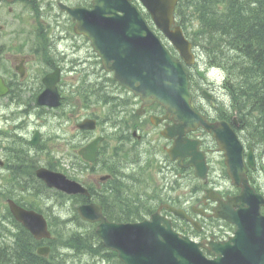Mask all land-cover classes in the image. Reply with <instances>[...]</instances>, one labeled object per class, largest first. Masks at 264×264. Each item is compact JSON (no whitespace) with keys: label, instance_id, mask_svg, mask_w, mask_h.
I'll use <instances>...</instances> for the list:
<instances>
[{"label":"water","instance_id":"1","mask_svg":"<svg viewBox=\"0 0 264 264\" xmlns=\"http://www.w3.org/2000/svg\"><path fill=\"white\" fill-rule=\"evenodd\" d=\"M141 1L157 26L189 63L192 57L191 44L186 41L179 27L175 32H170L178 0ZM94 9H75L70 13L74 20H78L76 32L90 40L94 51L102 58L104 68L114 73V78L120 85L139 96L144 106L159 103L167 111V118L175 117L179 122V139L188 129L195 130L200 126L209 132L214 131L220 150L225 152L228 173L234 184L243 189L241 196L216 210V217H222L238 226L235 239L214 246L220 260L218 264H264V218L260 217L258 211L261 197L252 193L248 186L243 172V150L229 125L209 124L192 109L189 83L182 65L172 60L135 7L125 0H94ZM49 91L48 86L47 92L42 95L43 100L48 99ZM5 93L4 91L3 94ZM50 95L57 98L55 92ZM164 134L167 137L175 136L172 133ZM197 151L195 143L182 139L169 153L173 159L175 156L183 159L186 156L194 158ZM192 164L196 166L197 175L205 174L199 165ZM44 174L41 173L42 178ZM71 184L65 189L67 192L80 191ZM80 214L91 222L102 220L98 235L106 247L119 253L125 264H155L158 260L156 264H185L181 254L172 252L168 247L172 246V229L165 220L153 217L151 222L128 227L110 225L106 220L100 219V213L93 206L80 209ZM167 237L168 240L161 241Z\"/></svg>","mask_w":264,"mask_h":264},{"label":"rangeland","instance_id":"2","mask_svg":"<svg viewBox=\"0 0 264 264\" xmlns=\"http://www.w3.org/2000/svg\"><path fill=\"white\" fill-rule=\"evenodd\" d=\"M16 21L17 23L15 25H12L10 28L5 27V37L0 40V46L14 41L28 42L30 43V46L31 44L34 46L42 45L45 49V51H43L45 52V54L41 56V62L30 63L27 69V74L23 81H21L18 76H13L12 73H10V63H2V61H0V76H2L5 83L8 81L10 83L17 82L21 84L17 89L15 88V84L13 83L15 91L11 95L9 93L5 97H0V163H3V166H1L0 164V176L11 178L6 179L2 182L0 180V196L2 195V192H5L8 187L9 189H12V187H10V184L11 180H13L14 177H17L18 175H31L34 166L38 164V161L30 160V168L26 169L25 166H23L22 164L20 165V163L24 162L25 160L23 157L24 150L27 149L28 146L25 141H31L36 131L40 132L42 139L46 136L54 134L60 136L62 139H65L68 134L69 136L67 137H71L73 131L76 132V124L83 121L86 118L85 116L88 115L90 117L97 118L101 124H105L106 119L108 120L109 124H106V127L101 126L102 130H100V133H102V131L105 129V133H107L109 137H111L112 141L120 138L123 134L130 132V130H128L126 125L123 123V119H128L123 115L124 113H122V118L120 112L115 114L111 111V108L114 106L111 95L106 94L110 98V100L108 102H105V100L96 93L99 88L102 89V93H105L104 84L113 87L112 78H110L111 75H109L108 73L102 72L100 70V66H97V64L94 63V52L91 48V45L85 39H79L74 34H72V27H70L68 30V27L64 28L63 35H66V40L62 43H58V51L53 53L48 49V40H44L42 42L35 40L39 37L38 27L32 24L31 19L26 14L18 13V20ZM52 39L55 40L54 37ZM50 49L52 51L55 50L54 45H52ZM65 54H71V59L63 61V56ZM203 55L204 54L202 52H198V71L205 74L206 71L203 60H205L206 62L207 57L205 58V56ZM73 60H75V64L78 63L79 60H83L85 61V65H83L87 67V69L91 70L92 68H94V70H91V72H88V74L83 73L82 86H80V84L75 85L76 77H74L73 82L71 80L72 77L70 79L66 78L63 81V85L60 88V93L64 97L61 107L50 108L51 111L38 108L36 105V99L39 98V95L45 89L44 85L42 84V80L49 72V70L47 69L48 64L46 61L52 63L55 66L58 65L59 67H64L73 65ZM5 65L6 67L3 68V66ZM208 74L211 75V73ZM77 76L81 77L79 73L77 74ZM207 77L209 78V76ZM217 83H220V77L217 78ZM114 90L117 92H122L123 95L125 93L122 89ZM81 100L84 101V105L87 109L84 112L80 113H78L81 110L80 107L75 108V111L72 110V107L81 102ZM204 102L205 104H207L206 101ZM204 102L202 101L200 106L203 109H207ZM118 104H120V101H118ZM16 107H19L20 111L24 110V113L15 114L14 109ZM208 110L212 112L213 115L211 116L215 115L213 110ZM30 113H34V115H30ZM69 115L72 116L71 120L69 122H65ZM15 120L16 123L14 124ZM127 123L131 126L133 125L132 121H128ZM18 124H23L20 130L13 131L17 134L18 138L2 135V133L6 132V129H9L12 126ZM131 133L132 132H130L129 134L131 135ZM147 134H150L151 136L148 137V145L145 148V152L147 154H150L151 148L154 145L153 140H157V138L155 137L156 133L152 130H149ZM207 139L211 141L209 138ZM2 144H4L5 147H9V150ZM66 144V142L62 143V148L57 150V152L55 153L61 159L66 158L64 156V147L66 146ZM115 144L116 142H112L111 148H113V145ZM105 146L107 148L109 147V140L106 141ZM215 149L216 147L214 145V150ZM33 150L34 148L31 149V151ZM118 152L119 153L111 149V164L116 169H123L126 167L131 168V166L128 165L127 162L122 161L121 155L124 159H127L134 153L132 151H129L128 148H120ZM162 155L164 154L160 153L159 156L166 158V156ZM215 156L216 159L214 162L222 163L223 159L221 155ZM149 157H154V154L144 155L143 162H146ZM40 164L44 166V164L47 165L48 163L41 161ZM10 165L11 167H13V171H9L8 167ZM145 167L146 163H143L137 168L139 169L138 172H135V169H131L128 171L131 175V178L135 180L133 184L129 183L128 185H126V189L130 193H132L130 197L137 196L141 203H143L149 197H153L154 195L159 198V200L154 203H160L163 201L166 202L167 199H185L186 201L192 203L200 199V193L197 192L198 189L195 185L196 180H194L192 176L187 174V172L177 170L175 174L165 173L158 175L156 167H153L152 170H145ZM222 167L223 165H219V171L221 172ZM179 174H181L182 177H179ZM254 175L260 180V182L264 181V174H260L258 171H256ZM89 178L87 179L90 181V184H93L94 180L92 175H89ZM97 179H99V176H97ZM136 179H139V181H136ZM219 179L222 181L221 176ZM260 185L262 186V184ZM15 190L17 192H23V190H19L18 188ZM35 190V193L37 194L35 195L33 202L30 200L31 205L33 207L37 206L44 211L46 210V212H50V210L47 208V206H52L50 200L48 199L49 191L43 189L41 186H36ZM108 190L109 186L100 184L98 190L96 192H92L93 196L90 195L87 198L85 196H69L64 193L57 192L50 198L52 202L56 203L57 207L52 209L53 211L57 210V212L50 213L52 215H60L62 218L63 216H65V219H71L74 217L73 215L77 211L78 207L90 203H101ZM238 193L239 191L237 189H233L229 192V194L231 195H236ZM3 205L4 204H2V198L0 197V245L4 248V240H6L8 243L7 250L10 252V254H14V250L16 248V237H14V235L16 234L13 235L12 233L16 231L13 230L12 222L8 219V211ZM146 205H149V203H146ZM158 205L159 204H151V208L154 209ZM55 222L57 226L60 227L59 233L62 236V241L66 240L67 238H69L70 240L68 247L66 249H63L59 246L60 244H58V241H55L57 238H60L59 234H55L54 240L52 241H54L53 244L55 246L56 253L64 255V259L66 261L68 260L69 264H94L97 259L90 258L87 254V237L85 232L83 231L86 226L76 224L74 227L64 226L63 228H61V225L63 226V223H61L59 220H55ZM201 223L205 226L200 234V237H202L203 239H210L211 237H214L215 239H222L233 232V227L225 222H223L219 227H214L209 222L201 221ZM1 225L12 229V233H8L6 230H4V228H1ZM80 228L83 229L80 230ZM186 228L189 231L194 232L191 226H186ZM52 232L54 234L53 230ZM22 238L28 241V236L26 234H22ZM23 245L25 247L24 255L27 258L30 248L25 244ZM12 257L13 256L11 255L10 258L3 260L2 262H0V264H12ZM38 264H43V262H39ZM98 264H108V262L101 260V263ZM112 264H118V262L114 261Z\"/></svg>","mask_w":264,"mask_h":264},{"label":"flooded vegetation","instance_id":"3","mask_svg":"<svg viewBox=\"0 0 264 264\" xmlns=\"http://www.w3.org/2000/svg\"><path fill=\"white\" fill-rule=\"evenodd\" d=\"M90 9L91 8V0H0V40L5 37V27L10 28L12 25L17 23L18 13L26 14L32 21V24L38 27L39 37L35 40L44 41L48 40V49L51 52L58 51V43L64 42L65 36L64 28L67 30L72 27V34L75 35V22L71 18L68 13V9ZM53 33V35H52ZM54 37L55 40L52 38ZM79 38V37H77ZM80 39V38H79ZM53 40V41H52ZM11 41V40H9ZM54 45L55 50H51V46ZM44 47L42 45L34 46L28 42H10L8 44H3L0 46V61L2 63H10L9 70L13 76H18L21 81L25 78L27 74V69L31 62H41V56L45 54ZM66 60L65 56H63V61ZM48 64L49 72L45 75L51 74L56 70L60 72V81L58 84V90L61 91L60 88L63 85V81L65 77L71 73H75L78 70L69 66L59 67L58 65H53L52 63L46 61ZM23 64V65H21ZM23 68L25 72L24 77H21L19 73V67ZM3 66V68H5ZM14 72V73H13ZM5 76V75H4ZM2 77V76H0ZM44 79V78H43ZM10 88V92H14V84L15 88L18 89L20 83L17 82H6ZM14 83V84H13ZM43 84V80H42ZM45 88V87H44ZM119 90V89H116ZM61 94V93H60ZM111 99L113 101L114 106L111 108V111L115 114L118 112L121 113L128 119H123V123L126 125L127 129L130 130L131 136L129 134H125L120 138V141L123 146H127L129 151H132L134 154L127 159H124L121 155V159L132 165L134 163H140L143 155L157 154L155 155V161L162 166V170L169 171L171 174H175L177 170H181V166L178 161L176 162H167L165 158L159 156L160 152H164L167 156V150L172 146L173 141L167 140L163 138L162 132L173 124V122L168 121L162 123L160 126H156L155 124L158 121V118H162L165 115V111L163 108L159 106H151V107H142V103L138 98L134 96H129V93L112 91L110 93ZM202 94L199 93V96ZM196 96V102L201 103L200 97ZM202 97V96H201ZM120 101V104H118ZM202 109V108H201ZM203 111L209 112L208 109H202ZM122 113H124L122 115ZM132 121L133 125H129L127 122ZM152 129V131L158 130L159 135H157V140H153V146L151 148V153L147 154L145 152V148L148 145V137L150 134L147 132ZM146 132V133H142ZM157 134V133H156ZM205 132L199 130L195 133L189 134L190 139L201 140L202 141V150L208 152L209 149L207 147L205 140ZM161 136V138H160ZM74 134L73 137L74 138ZM94 138L86 143V139L81 140L79 145L77 146L84 147L86 144L91 142ZM205 146V147H204ZM75 148L74 151L77 152ZM74 152V153H75ZM138 153V154H137ZM110 156V155H109ZM165 156V155H162ZM169 157V156H168ZM107 157L104 156V159ZM110 160L111 157H108ZM170 159V157H169ZM143 161V160H142ZM171 161V160H170ZM187 160L184 161V165L187 164ZM168 164V165H167ZM172 165L173 168L170 166ZM186 169V168H185ZM188 171H191V168H187ZM181 177V174H179ZM98 188L96 189V191ZM23 243V241H22ZM46 247L50 249V246L46 244Z\"/></svg>","mask_w":264,"mask_h":264},{"label":"trees","instance_id":"4","mask_svg":"<svg viewBox=\"0 0 264 264\" xmlns=\"http://www.w3.org/2000/svg\"><path fill=\"white\" fill-rule=\"evenodd\" d=\"M240 3L247 7L239 8ZM177 17L181 26L194 19L198 22L193 39L209 56V66L226 72L225 87L234 82L241 88L264 81V0H181ZM233 104L247 118V132L264 139V105ZM43 264L53 263L43 260Z\"/></svg>","mask_w":264,"mask_h":264},{"label":"bare ground","instance_id":"5","mask_svg":"<svg viewBox=\"0 0 264 264\" xmlns=\"http://www.w3.org/2000/svg\"><path fill=\"white\" fill-rule=\"evenodd\" d=\"M246 3H240L239 8H245ZM224 97L227 101L231 103L236 102H242L246 104L247 106H258V105H264V81L259 85H251V86H244L241 88H238L236 86V82L232 83L228 90L224 93ZM223 120L226 122H231L232 115L226 112L224 114ZM246 129H248V126H246ZM169 237L163 240H168ZM11 254L10 252L4 247H1L0 245V262L3 260L10 258ZM25 262L27 264H31V262L27 259H25Z\"/></svg>","mask_w":264,"mask_h":264}]
</instances>
